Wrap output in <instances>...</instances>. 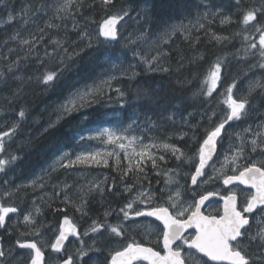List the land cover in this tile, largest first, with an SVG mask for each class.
I'll list each match as a JSON object with an SVG mask.
<instances>
[{
  "label": "trees",
  "instance_id": "obj_1",
  "mask_svg": "<svg viewBox=\"0 0 264 264\" xmlns=\"http://www.w3.org/2000/svg\"><path fill=\"white\" fill-rule=\"evenodd\" d=\"M62 3L64 0H0V72L4 73L0 79V133L19 124L16 132L6 138L5 151L0 153V159L16 157L0 174L2 204L17 209L7 222L6 228H11L13 233L10 232V239L4 237V245L17 247V240H34L46 253L48 262L55 255L51 245L57 236L56 228L60 227L65 215L81 230L86 225L91 226L93 220L104 223L105 212L118 211L128 203L126 189L158 185L161 188L164 179L158 180L160 172L166 174L185 168L192 172L195 169L196 164L188 166L185 160L197 156L206 130H211L223 119L225 92L235 78L228 76L227 65L234 62L238 65L257 52V48L250 47L251 43L257 44L260 35L253 24L263 26V17L258 15L257 21L244 25L242 12L252 7L260 9L264 0L256 4L241 0L239 8L235 0H116L115 7L107 12L99 5V0H75L70 8L71 14L61 13L65 18L59 19L56 18V9ZM38 4L47 7L33 16L34 23L23 26L19 21L20 10ZM122 8L129 10V16L119 28V40L115 43L96 41V34L106 16ZM145 9L150 12L147 25L143 17ZM9 14L17 19L9 22ZM225 16L231 17L230 22L221 23ZM49 23L59 27H47ZM173 24H187V28L176 32L164 46L159 66L168 71L148 70L140 57L156 56L157 52L146 48L144 41L136 42V35L147 27L149 35L154 38ZM40 28L43 29V39L29 51V46L21 41L32 40L30 33L39 36ZM17 30L20 36L10 39ZM84 32L93 37L92 47H87V40L81 39ZM55 40L64 43L58 48L53 43ZM99 40L103 41L101 37ZM63 49H67V53ZM74 52L78 54L69 60L68 55ZM17 58L18 67L8 72L7 66ZM218 59L224 70L209 97L202 90L207 87L204 82ZM49 71L57 75L54 81L45 84L41 77ZM108 75L116 78L111 81V88H106L107 95L101 96L99 104L70 115L61 111L60 105L72 93L98 83ZM117 88L124 93L123 97ZM261 94L256 97L262 99ZM260 102L263 107L264 99ZM21 109L26 113L24 118L18 115ZM212 113L215 115L209 120ZM48 123L53 126L38 135L37 132ZM102 130L129 133L146 146L156 145L152 154L155 165L147 156L142 160L139 156L133 157L131 163L122 157L117 164L111 162L108 166L77 164L79 170L106 172L103 194L94 188L88 192L87 184L82 193H77L84 181L76 176L75 167L71 168L72 173L64 174L57 169L53 176H46L48 167L64 153L75 154L96 147L97 139H90V136ZM242 132L235 123L229 122L219 144L222 148L227 146ZM164 144L175 146L184 155L177 159L179 153L165 149ZM160 156L164 159L161 160ZM127 164L133 166L127 167ZM41 177L43 188L33 183ZM75 192L79 195L77 198ZM66 195L70 201L76 199L74 205L65 203ZM81 196L87 204L82 211H77ZM35 204L39 212L36 213V224L32 225L26 223L24 217ZM35 233H41V237L26 236Z\"/></svg>",
  "mask_w": 264,
  "mask_h": 264
},
{
  "label": "snow or ice",
  "instance_id": "obj_2",
  "mask_svg": "<svg viewBox=\"0 0 264 264\" xmlns=\"http://www.w3.org/2000/svg\"><path fill=\"white\" fill-rule=\"evenodd\" d=\"M75 0H64V3L60 4L56 9V18L64 19V14H71L70 8L74 4ZM95 2V0H94ZM236 6L239 8L241 0H235ZM99 5L107 12L109 8L115 7L116 0H99ZM47 7L45 4L38 5H27L20 11L22 15L19 17V21L23 26H26L29 22H33V16L38 12L44 11ZM74 15V14H72ZM141 15V13H137ZM213 15H218V13H213ZM264 17V5H261L260 9L257 8H247L242 12V23L244 25H249L252 22L257 21V17ZM129 16V10L127 8H122L118 12L107 15L100 25L99 30L96 34V41L99 43L118 41V29L117 25L120 24L125 17ZM143 17L145 18V23L147 25L150 19V12L146 9L143 11ZM16 17L11 14L8 15V21L11 22ZM231 17L225 16L221 23L230 22ZM47 27H59V25L47 24ZM75 28L76 25L74 24ZM182 24H173L168 26V30L161 33L160 39H165L175 34L177 31L183 29ZM256 31L260 32L259 36V48L260 56L264 57V26L253 24ZM40 35L30 33L32 35V40L24 39L21 41L22 44L29 46V51L34 47L35 43L43 39V29L39 30ZM20 36L19 30H17L10 39H17ZM103 37V41L99 38ZM81 39L87 40V47L93 46V37L87 32H84ZM151 39L149 35V30L146 27L144 31L139 32L136 35L137 41H148ZM217 39H221L217 37ZM53 43L59 48L63 45V41L55 40ZM130 43H135V41H130ZM250 47L252 49L257 48L256 43H251ZM67 53V49H63ZM11 51V49H10ZM134 51L135 55H139ZM78 53H73L68 55V59H72V55ZM163 55L161 52H157L156 56H151L145 58L141 56V60L146 64L148 70L150 71H168L167 68H162L159 66V57ZM63 59L61 64H63ZM19 58L12 61L8 66V72H11L14 67H18ZM155 65V67H154ZM259 67L264 68V63H260ZM57 73L54 71L46 72L42 77V81L45 84H49L54 81ZM133 76L136 75L135 72L132 73ZM221 75V63L219 59L213 65L212 70L209 72L208 77L205 80L207 87L203 89V94L206 96H211L213 91H215L217 84L220 80ZM4 73L0 72V79H3ZM116 77L108 75L106 78H101L98 83L94 82L92 85H86L84 89H78L72 93L66 100L65 103L60 105L63 113L71 114L73 112H78L81 109L91 108L95 104L100 103L102 95H107L106 88H111V81ZM235 82L229 85L225 92L224 103L227 105L229 111L211 130H206V136L200 144L197 156L198 165L195 167L194 174L191 175V184L196 185L198 177L204 175V168L207 162L212 158L215 152L217 138H219L225 126L231 121H239L246 118L249 115V111L255 107L252 103L251 97L259 90L264 94V82L259 80L249 83L247 94L240 95L239 97H233V88H235ZM121 97L124 96L120 89H116ZM20 118H24L26 113L21 109L18 113ZM215 113H212L208 118L209 120ZM87 119V117H84ZM50 127L53 125H49ZM19 124H13L10 131H4L0 133V153L5 151V137H11L13 133L16 132ZM257 128H264V122L256 126ZM47 130V129H45ZM244 133H251L252 139L248 141L246 137H241L240 145L238 146L236 152L231 157H225V164H233L232 169L233 174L227 175L222 169L225 166L222 164L221 170L214 169V173L218 172L223 183L226 185L232 184L234 182H239L242 185H249L254 189V193H248L244 196V200L240 207H237V196L235 192L224 197V208L222 215L212 216L204 215L201 212V205L204 204L206 200L209 199L214 193H208L207 195H201L197 203L188 205L184 207L179 203L181 199V193L179 191L175 192V195H169L168 201L169 206L165 207L163 205H156L147 209H136L133 210V205L136 200H139L141 204H148L151 202L152 197L147 193H139L135 199L130 200L123 208L119 209L120 213H123V220H128L132 215L136 217H155L158 221L162 222V229L159 233L156 243L159 244L162 239V251H156L153 247H148L139 242L133 240L131 243H127L122 248L112 249L110 247H97L96 244L99 242L102 246L105 245L106 237L103 235H98L93 243L87 248L78 249V254L80 259L88 255L89 251L101 252L107 251L108 260L106 264H135L137 261H148V264H207V261H203L198 254H203V257H207L208 260L214 262H220V264H254L255 259H264V251H261L258 257H253L250 253H247L248 245L243 244V240L247 239L249 242L256 241L259 246L264 249V220L256 219L252 217L255 222L256 230L253 233L252 226L250 224V216L253 214L257 208H259V215L264 217V162L261 166H257L256 163L250 166H240L237 161L244 156V149L246 146H250L251 151H256L257 147L264 146V132L253 131L252 126L244 129ZM102 136L107 138V142L115 143L117 141H128V147H131L136 141V137H128L122 134H117L114 131L106 130L101 133ZM195 138V137H193ZM259 141V143H258ZM120 148H125L124 143H120ZM147 147H156V145H150ZM147 147L142 148L140 152H136L133 148V153L141 158V160L147 156L148 159L153 161L155 165V160L150 152L147 151ZM165 149H171L173 153H179L177 159L183 156L184 153L181 152L173 145L164 144ZM99 153H84L78 155L75 161H69V164L80 163V164H99L101 161L97 159ZM161 160L164 159L163 156L159 157ZM16 157L12 156L11 160L0 159V172H4L6 166L15 161ZM191 159V158H190ZM139 163V161L137 162ZM107 165V161H104ZM63 166V165H62ZM54 170V169H53ZM142 170V169H141ZM130 171V169H129ZM127 173H125L126 175ZM215 175L209 176L208 179H215ZM171 179V178H170ZM207 182V181H204ZM35 183V181L33 182ZM41 187L43 185H40ZM114 186V185H113ZM67 187V185L65 186ZM93 187L97 189L101 194H103V188L100 184L91 185L88 188V192L93 190ZM130 190V189H126ZM111 191V189H109ZM11 195V193H7ZM81 204L76 206L77 211H82L83 206L87 204V200L84 196L80 197ZM65 203H71L68 196H65ZM172 209L173 211H170ZM57 211H67V209H57ZM17 209L15 207H5L0 204V228L5 225V218L9 213H15ZM39 212V209H37ZM110 212H105V221L100 223L97 220H93L92 225L89 229L85 230L84 235L87 236L89 232L94 234H101L105 229L109 235H114L116 237H122L124 235L123 222H119L116 225L109 224L107 222V216ZM24 220L28 224L35 225L36 221L33 219L32 215H26ZM188 229H195L194 235L191 237L185 236V232ZM35 231V230H34ZM69 235L79 236L80 233L77 230V226L72 223L67 215L63 218V225L59 231V235L56 237L55 242L51 245V248L55 252H60L64 248V242L68 239ZM2 239V237H0ZM180 241V244H177ZM83 243V241H81ZM17 245L20 248L31 249L34 255L31 257V264H44V252L40 247L37 246L35 241H24L21 242L17 240ZM176 245L175 247H173ZM184 246L187 247L185 251ZM194 250V251H193ZM10 251V250H9ZM163 252V254H162ZM6 252L2 244H0V258L5 257ZM60 264H73V259L71 255H68L66 259L60 261Z\"/></svg>",
  "mask_w": 264,
  "mask_h": 264
},
{
  "label": "rangeland",
  "instance_id": "obj_3",
  "mask_svg": "<svg viewBox=\"0 0 264 264\" xmlns=\"http://www.w3.org/2000/svg\"><path fill=\"white\" fill-rule=\"evenodd\" d=\"M248 1L252 2L253 4H256L259 2V0H248ZM262 23L264 26V17L262 19ZM182 25L184 26L183 29L177 32H182L185 28H187V24H182ZM160 35L161 34L157 35L154 38H151L150 40L146 42L144 41V45L146 48L150 49L151 51H155V52L159 51L164 54L165 52L164 46L167 45L169 38L173 36L174 34L165 39H160ZM135 41L139 42L136 40V38H135ZM161 57L162 55H160L159 58ZM235 63L236 62L230 63L226 67V70L228 69L227 74L229 73L228 76L230 75V77H235L232 80V83L235 82V85H236L235 88H233V93H232L234 98L239 97L240 95H243V94H247V90H248L250 82L257 81V80L264 82V68L259 67L260 63H264V57L260 56L259 37L257 40V52L255 53V55L245 59L242 63L240 61L238 65H236ZM223 70H224L223 67H221L220 79L222 78L221 76H222ZM238 76L239 78H237ZM260 93L261 92L258 90L251 97L252 103L255 105V107L252 108L249 111V115L243 119L244 120L246 119V121H250L249 126H252L253 131L264 132V128L256 127L257 125H260L262 122H264V106L263 107L261 106L262 102L260 101L258 102L254 99V97L259 95ZM261 95L264 99V94H261ZM228 111L229 109L227 105L225 104L224 113L222 115V118L226 115ZM52 123L54 124L55 122H52ZM49 125L50 123L43 125V128L40 130V132H37V134L39 135L47 131L50 128ZM105 131L106 130H102L94 134L93 136H90V139H97L96 141H98V145L92 148L91 150L87 149V150L77 152L75 154L64 153L63 155L58 157L57 160L53 164H51V166L48 167V170L46 171L48 173H45L46 176L48 174H51L53 176V174L56 173L54 171L57 169H61L62 173L64 174L72 173L71 168L75 167L76 169L74 172L76 173V176L80 180L84 181V185L81 184L80 185L81 189L77 191V193H82L86 184L89 186L100 184L102 187L103 184L106 182L107 174L104 171H97V173H92L91 171L79 170L77 167V164L79 163L77 162V163L70 165L69 164L70 160L75 161L78 155L91 152V153H99V156L97 157V159L100 160L101 162L99 164H96L94 162L92 163L97 166H100V165L108 166L111 162H113L115 165L117 164V162L121 160L122 157L128 159L129 162L131 163V159H133V157H137V155L133 153L132 149L135 148L136 152H140L142 148L147 147L141 140L137 138L131 147L127 146L128 145L127 140L117 141L115 143H109L107 142V138L101 135V133ZM111 131L116 132L118 135L122 134L128 137H133V135L129 133H122V132L115 131V130H111ZM242 136L246 137L248 141L252 139L251 133L238 134L235 140L232 141L227 146V148L224 150V152H222V154L218 156V158L214 162V165L210 169V172L208 173L206 178H203L195 186L191 184L190 177L192 174H190V170L185 171V169L184 170L177 169V170H174V171H177L176 174L174 173V176L172 175L173 173L168 174V172L166 174H163V173L159 174L164 179V183L161 188H159V185L156 187L152 186L150 188H140V189L129 188L130 190H127V193H126L128 202L129 200L135 199L136 196L142 192L147 193L148 195L152 197L151 202L148 204H141L139 200H136V203L133 205L132 211L136 209H142V210L147 209L155 205H163L165 207H168L169 206L168 197L169 195L174 196L176 191H179L181 193V199L179 203L182 204L184 207H188V205L197 203V200L200 198L201 195H206L212 192L216 184L220 182L223 183V179L221 178L218 172L214 173V169L221 170V166L222 164H224L225 166L223 167L222 171L227 175L233 174L232 169L234 165L231 163L225 164V157L226 156L231 157L232 155L235 154L238 146L240 145ZM6 138L7 137L4 138V141L6 140ZM120 143H124L126 147L123 149L120 148L119 147ZM147 151L150 152L151 154L154 153L153 147H147ZM105 160L107 161V165L104 164ZM197 162H198V156L190 160H185V163L188 164V166H191V164L192 165L197 164ZM262 162H264V146L257 147L256 151L254 152L251 151L250 146H246L244 149V156L237 161V163L240 166H250L251 164L256 163L258 167L262 165ZM126 166L131 167L133 165L127 164ZM85 172H88V173H85ZM99 172L101 175H99ZM213 175H215L216 178L209 180L208 177L213 176ZM42 180H43V177L37 178L33 181L36 182L34 184H37L40 187ZM44 180H45V177H44ZM204 181H207V182H204ZM43 187L44 186H42L41 188ZM109 188L111 189L110 185L108 187V190ZM94 190L98 191L95 188ZM104 191H106V189ZM1 193H2V188H1ZM77 193L75 192L76 198L79 196ZM245 195L246 194L243 193V196ZM97 199L100 200V198H97ZM74 202H76V199L73 198L70 204L74 205ZM37 209H39V207L38 205L35 204V206H33V210L32 211L29 210L28 213H26V215H32L33 219H35L36 216H38L36 214ZM170 211H173V210L170 209ZM122 215L123 213H120L118 210V211H112L111 214L107 216V222L109 224L116 225L119 222H123L124 235L122 237H116L114 235H109L107 232V229H105L103 233L101 234H94V233L89 232V234L85 236L84 235L85 230L90 228L89 225H86L85 227H83V230L81 232V236H82L81 239L79 241H73V243H71V245L68 247L66 251V255L67 256L71 255L72 258L74 259L75 264H85V260H87V264H106L107 262L106 259L108 257L107 251H101L98 253L89 251L87 256L83 257V259H80L79 254H78V249L80 248L87 249L93 243V240L98 235L105 236L106 240H105V245L102 246L99 242H97L96 246L105 247V248L110 247L112 249L122 248L127 243H131L133 240L142 244L143 242H145L144 239L146 241H151L153 237L156 235V228L158 227L154 226V224L143 222L142 217H136L134 215H132L128 220L125 221L123 220ZM257 219L264 220V217L259 215ZM103 220L105 221V218ZM16 227L17 226H15L14 230L16 229ZM6 229H7V237L10 239L11 238V234H10L11 228H6ZM255 230H256V225L254 224L252 226L253 233L255 232ZM56 233L58 236L59 228H56ZM26 236L32 237V238H38V237L40 238L41 233H35L31 235H26ZM81 241H83V243H81ZM252 246H254L253 248L255 249V247L258 246V242L253 241ZM16 248L17 247L5 246L6 255L4 258V264H29V261H31V258L27 254L25 255L19 254ZM57 259L59 260L58 257L52 256V259H50L48 263L51 262V264H53V262H56ZM255 262L264 263V259H256L254 260V263Z\"/></svg>",
  "mask_w": 264,
  "mask_h": 264
},
{
  "label": "flooded vegetation",
  "instance_id": "obj_4",
  "mask_svg": "<svg viewBox=\"0 0 264 264\" xmlns=\"http://www.w3.org/2000/svg\"><path fill=\"white\" fill-rule=\"evenodd\" d=\"M256 100V99H255ZM231 122H233V123H235L238 127H239V129L240 130H242L243 132L242 133H244V129H246V128H248V126H249V124H250V121H246V119L244 120V119H241V120H239V121H231ZM220 138L221 137H219L218 139H217V145H218V148H217V157L214 159V161L209 165V167L204 171V175L202 176V177H198V179H197V183L199 182V181H201L203 178H206V176L208 175V173L210 172V169L212 168V166L214 165V162L216 161V159L218 158V156L220 155V154H222V152H224V150L227 148V146L229 145V144H227V146H225V147H221V145L219 144V140H220ZM219 151L221 152L220 154H219ZM198 165V162H197V164H196V166ZM176 172L177 171H172V172H169V173H173L172 175L174 176V173L176 174ZM194 172H195V169L191 172L190 171V174H194ZM162 172H160L159 174H161ZM168 173V174H169ZM160 176V175H159ZM184 179V178H183ZM216 184V183H215ZM193 186H195V185H193ZM223 186V187H222ZM1 188H2V186H1V184H0V196H1ZM223 189V190H222ZM233 192H235V194H236V196L238 197V204H239V207H240V205H241V203L243 202V200H244V196H243V193L244 194H248V193H253L252 191H250V190H247V189H245V188H243V187H241V186H235V187H231V188H228V187H225V185H224V183H218V184H216V186L213 188V190H212V192H210V193H215V194H217L218 196H219V199L218 200H216L215 202H213L205 211H204V214L205 215H212V216H219V215H222V207H223V198L224 197H226V196H228V195H230V194H232ZM207 195V194H206ZM0 204H2V201H1V199H0ZM156 206V205H155ZM259 212L260 211H258L256 214H254V215H251L250 216V224H251V226H253L254 224H255V222L252 220V217H255L256 219L258 218V216H259ZM142 221L143 222H146V223H152V224H154V226H156V227H158V228H156V235L153 237V239L151 240V241H146L145 239H144V241L145 242H143L142 244L143 245H145V246H148V247H153L156 251H162V239L160 240V243L159 244H157L156 243V241H157V238H158V236H159V233H160V231H161V229H162V225L161 224H159V223H157L156 221H154V220H152V219H143L142 218ZM192 235H194V233H192V234H190L188 237H191ZM6 236H7V231H5V225H4V227H2V228H0V237H2V239H0V240H2V245H3V247H4V249H5V245H4V242H5V238H6ZM5 237V238H4ZM243 244H246V245H248V247H247V253H250L254 258L255 257H258L259 255H260V253H261V251H264V249H262L260 246H259V244H258V246L257 247H255V249L253 248L254 246H252V242H249L247 239H244L243 240ZM184 248H185V251H187V247L186 246H184ZM17 249V252L19 253V254H21V255H25V254H27L30 258L33 256V252L31 251V250H20L18 247L16 248ZM249 250H251V251H249ZM162 254H163V252H162ZM54 256H56V257H58L59 258V260L57 259V261L56 262H53V264H59L60 263V261L61 260H63L64 258L62 257H59L58 255H54ZM4 258L5 257H3V258H0V264H4ZM16 259V258H15ZM256 260V259H255ZM29 264H31V262L29 261Z\"/></svg>",
  "mask_w": 264,
  "mask_h": 264
},
{
  "label": "water",
  "instance_id": "obj_5",
  "mask_svg": "<svg viewBox=\"0 0 264 264\" xmlns=\"http://www.w3.org/2000/svg\"><path fill=\"white\" fill-rule=\"evenodd\" d=\"M124 22V20H122L121 22H120V24H118L117 25V29H118V35H119V27L121 26V24ZM102 38V40H103V37H101ZM115 42H117V41H112V42H110V43H115ZM218 139V138H217ZM216 152H217V145H216V148H215V152L213 153V155H212V158L207 162V165H206V167L204 168V170L203 171H205L206 169H207V167L211 164V162L214 160V158H215V156H216ZM241 186V187H244V188H246V189H248V190H252L253 192L255 191L254 189H252L249 185H242V184H240L238 181L237 182H234V183H232V184H229V185H226L225 184V186L226 187H228V188H231V187H233V186ZM218 199V196L217 195H211L210 197H209V199L208 200H206L205 202H204V204L203 205H201L200 207H201V212L203 213L204 212V210L211 204V203H213L214 201H216ZM237 207H238V197H237ZM223 208H224V199H223ZM259 210V208H257L256 209V211L253 213V214H255L257 211ZM12 213H9L8 214V216L9 215H11ZM204 214V213H203ZM253 214H251V215H253ZM7 218V217H6ZM6 218H5V221H6ZM144 218H148V219H153L154 221H156V222H158V223H160L161 225H162V222L161 221H158L155 217H146V216H144ZM71 221H72V223H74V221L71 219V218H69ZM75 224V223H74ZM62 225H63V219H62V221H61V225H60V229H61V227H62ZM76 225V224H75ZM77 226V225H76ZM77 230H78V232L80 233V229H79V227L77 226ZM191 232H195V229H188L187 230V232H185V236H187V235H189ZM81 238V233H80V235L79 236H74V235H69V237H68V239L64 242V248H63V250L62 251H60V252H58V254H63L64 253V251H65V248H66V246L68 245V243L71 241V240H79ZM2 243V240H0V244ZM180 243V241H177V244H179ZM37 246H38V244H37ZM176 245H174L173 247H175ZM39 247V246H38ZM21 250H31V249H27V248H20ZM33 251V250H32ZM53 251V250H52ZM54 253H57V252H55V251H53ZM200 256H202L203 257V254H199ZM205 259H207L208 260V258L207 257H204ZM209 262H211L212 264H220V262H214V261H210V260H208ZM46 263V255L44 254V264ZM140 263H145V264H148V261H137V262H135V264H140ZM225 264H226V262H225Z\"/></svg>",
  "mask_w": 264,
  "mask_h": 264
},
{
  "label": "bare ground",
  "instance_id": "obj_6",
  "mask_svg": "<svg viewBox=\"0 0 264 264\" xmlns=\"http://www.w3.org/2000/svg\"><path fill=\"white\" fill-rule=\"evenodd\" d=\"M230 7H231V6H230ZM92 58H93V57H92ZM90 59H91V58H90ZM97 63H98V62H97ZM86 65H87V64H86ZM110 68H111V67H110ZM82 69H83V68H82ZM257 96H258V95H257ZM254 99L260 101V100L263 99V97H262V99H260V97H256V96H255ZM260 113H261V112H260ZM211 128H212V127H211ZM137 149H138V148H137ZM186 158H187V157H186ZM184 159H185V158H184ZM183 161H184V160H183ZM183 168H185V166H184ZM5 171H6V170H5ZM185 171H189V169H188V168H185ZM5 175H6V174H5ZM158 180L161 182V176H160V177L158 176ZM6 182H7V181H6ZM35 183H36V182H35ZM15 184H16V183H15ZM35 185H36V184H35ZM156 185H157V184H156ZM14 186H15V185H14ZM153 187H154V186H153ZM44 191H45V190H44ZM4 192H5V191H4ZM4 192H3V193H4ZM31 203H33V201H32ZM30 205H31V204H30ZM28 206H29V205H28ZM32 207H33V206H32ZM29 209H31V208L29 207ZM29 209H28V210H29ZM24 210H25V209H24ZM27 212H28V211H27ZM27 212H26V213H27ZM109 212H110V211H109ZM21 213H22V212H21ZM24 213H25V212H24ZM26 213H25V214H26ZM122 216H123V215H122ZM19 229H20V228H19ZM21 230H22V229H21ZM10 232H12V231H10ZM19 232H20V231H19ZM12 233H13V232H12ZM18 235H19V234H18ZM17 238H18V237H17ZM105 253H106V252H105Z\"/></svg>",
  "mask_w": 264,
  "mask_h": 264
}]
</instances>
